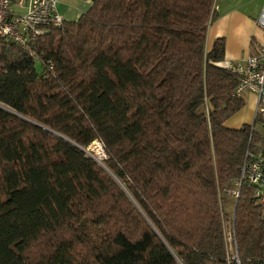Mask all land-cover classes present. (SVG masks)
Returning a JSON list of instances; mask_svg holds the SVG:
<instances>
[{
	"label": "trees",
	"instance_id": "trees-1",
	"mask_svg": "<svg viewBox=\"0 0 264 264\" xmlns=\"http://www.w3.org/2000/svg\"><path fill=\"white\" fill-rule=\"evenodd\" d=\"M216 1L90 0L37 58L0 38V264H264V129L226 126Z\"/></svg>",
	"mask_w": 264,
	"mask_h": 264
},
{
	"label": "built area",
	"instance_id": "built-area-1",
	"mask_svg": "<svg viewBox=\"0 0 264 264\" xmlns=\"http://www.w3.org/2000/svg\"><path fill=\"white\" fill-rule=\"evenodd\" d=\"M57 2L58 0H0V38L29 50L37 58L31 51L35 39L49 26H60L64 21L57 11ZM255 21L261 30L262 41L253 53L229 63L228 67L238 79L235 95L240 96L245 92L254 94V117H259L261 128L264 129V5ZM92 143L104 155L103 143L98 140ZM102 158L104 157L99 159ZM260 164V158H255L248 165L250 180L254 183L261 178ZM234 259L238 262L236 256Z\"/></svg>",
	"mask_w": 264,
	"mask_h": 264
},
{
	"label": "rangeland",
	"instance_id": "rangeland-1",
	"mask_svg": "<svg viewBox=\"0 0 264 264\" xmlns=\"http://www.w3.org/2000/svg\"><path fill=\"white\" fill-rule=\"evenodd\" d=\"M242 5V9L245 5L248 6L249 10H253L259 4V0H217L215 3V12L216 16L214 21L210 24L207 30L206 35V48H209L214 41V38L224 37L225 38V57L221 62V65L228 66L229 63L234 62L236 60L230 61L227 60L229 55L232 53H240L243 48H246L247 44H249V33L251 27V21H254L251 17L246 16L242 9L236 8V6ZM232 6V7H231ZM237 9V11H233V9ZM227 9H230L226 11ZM230 12V13H229ZM236 12V13H235ZM245 12V11H244ZM246 16V18L242 21L238 16ZM256 24V23H255ZM251 38V37H250ZM257 40L260 41L259 36H257ZM238 60V59H237ZM39 68V66L37 67ZM244 105L243 107L234 113L227 121L226 126L231 128H236L239 125L244 123L252 124L254 119V111H255V96L252 93L245 92L243 93ZM4 106V105H2ZM10 110L8 107H6ZM259 118V117H258ZM257 118V119H258ZM260 125L259 121H256L254 124L255 130H258ZM95 144L92 143L85 151L88 155H93L96 159L100 157H104L102 152L100 151V155L95 151ZM98 148V147H97ZM100 150V149H99ZM92 152V154H91ZM100 160V159H99ZM264 190V188H262Z\"/></svg>",
	"mask_w": 264,
	"mask_h": 264
},
{
	"label": "crops",
	"instance_id": "crops-1",
	"mask_svg": "<svg viewBox=\"0 0 264 264\" xmlns=\"http://www.w3.org/2000/svg\"><path fill=\"white\" fill-rule=\"evenodd\" d=\"M242 5L243 4H240L239 6H236V8L242 9ZM262 5H264V0H259V4L253 10H249L247 5H245L242 10L245 11V12L243 11V13L246 16H249L253 20H256ZM89 6H90V0H58L56 8H57L58 13L62 16V18L64 20L70 21V20H76L83 12H85L89 8ZM236 8L233 9V11H235V10L237 11ZM228 10H230V9H227L226 11H228ZM237 16L242 21L246 18V16H240V14H238V13H237ZM251 22H252L251 27L249 28L250 33L248 36L249 37V39H248L249 44H247L246 48H243L240 53H232V55H229L227 60H230V61L237 60V59L243 58V57L253 53L255 51V48L258 46V43L260 41H262L261 30L255 24L256 21H255V23H254V21H251ZM257 36H259L260 41L257 40ZM218 37H219V35H218ZM224 57H225V51H224ZM239 126H241V125H239ZM239 126H237V127H239Z\"/></svg>",
	"mask_w": 264,
	"mask_h": 264
},
{
	"label": "bare ground",
	"instance_id": "bare-ground-1",
	"mask_svg": "<svg viewBox=\"0 0 264 264\" xmlns=\"http://www.w3.org/2000/svg\"><path fill=\"white\" fill-rule=\"evenodd\" d=\"M95 148H96L95 151L97 152V154L100 155L101 153H100L99 148H97V147H95Z\"/></svg>",
	"mask_w": 264,
	"mask_h": 264
},
{
	"label": "water",
	"instance_id": "water-1",
	"mask_svg": "<svg viewBox=\"0 0 264 264\" xmlns=\"http://www.w3.org/2000/svg\"><path fill=\"white\" fill-rule=\"evenodd\" d=\"M85 150V149H84ZM96 161H98L101 164V161L99 159H96L95 157H93Z\"/></svg>",
	"mask_w": 264,
	"mask_h": 264
}]
</instances>
